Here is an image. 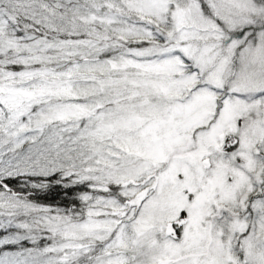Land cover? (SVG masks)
Masks as SVG:
<instances>
[{
  "label": "snow or ice",
  "instance_id": "1",
  "mask_svg": "<svg viewBox=\"0 0 264 264\" xmlns=\"http://www.w3.org/2000/svg\"><path fill=\"white\" fill-rule=\"evenodd\" d=\"M0 264H264V0H0Z\"/></svg>",
  "mask_w": 264,
  "mask_h": 264
}]
</instances>
